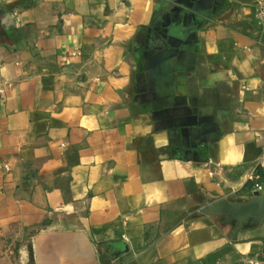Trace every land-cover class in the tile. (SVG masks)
<instances>
[{"label": "crops", "instance_id": "crops-1", "mask_svg": "<svg viewBox=\"0 0 264 264\" xmlns=\"http://www.w3.org/2000/svg\"><path fill=\"white\" fill-rule=\"evenodd\" d=\"M253 1L0 0V264L264 257Z\"/></svg>", "mask_w": 264, "mask_h": 264}, {"label": "built area", "instance_id": "built-area-1", "mask_svg": "<svg viewBox=\"0 0 264 264\" xmlns=\"http://www.w3.org/2000/svg\"><path fill=\"white\" fill-rule=\"evenodd\" d=\"M255 8L254 22L260 31L264 32V0H254ZM264 150L257 163L248 171L245 181L250 185L252 195L254 193H262L264 191ZM244 264H264V257L255 255L248 258Z\"/></svg>", "mask_w": 264, "mask_h": 264}, {"label": "water", "instance_id": "water-1", "mask_svg": "<svg viewBox=\"0 0 264 264\" xmlns=\"http://www.w3.org/2000/svg\"><path fill=\"white\" fill-rule=\"evenodd\" d=\"M253 203L254 204H257V203H260L262 200H264V195L262 193H254L253 195ZM206 211V209L204 208H201L198 210V213L201 214V213H204Z\"/></svg>", "mask_w": 264, "mask_h": 264}]
</instances>
